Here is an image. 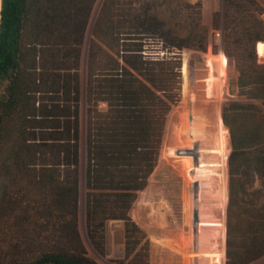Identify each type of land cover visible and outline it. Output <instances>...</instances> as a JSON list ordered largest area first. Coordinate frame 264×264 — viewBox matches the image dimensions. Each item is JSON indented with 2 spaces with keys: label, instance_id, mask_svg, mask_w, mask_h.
I'll return each instance as SVG.
<instances>
[{
  "label": "trees",
  "instance_id": "trees-1",
  "mask_svg": "<svg viewBox=\"0 0 264 264\" xmlns=\"http://www.w3.org/2000/svg\"><path fill=\"white\" fill-rule=\"evenodd\" d=\"M95 1L1 0L0 169L9 180L0 199V264H97L77 230L78 67ZM223 1L224 50L235 61L238 87L264 99V64L255 50L264 42L262 9L255 0ZM200 7L180 1L174 10L183 37L166 27L150 0H104L92 28L86 229L104 253L106 223L122 221L128 264L155 259L152 241L129 212L160 165L171 105L203 75L204 58L182 57L186 49L206 50ZM98 103L107 110L98 111ZM221 120L228 128L223 125L226 176L231 151L228 219L239 218L248 257L238 264H246L264 255V113L232 103ZM155 179L177 189L180 204L181 180L165 169ZM227 255L233 258L230 250Z\"/></svg>",
  "mask_w": 264,
  "mask_h": 264
},
{
  "label": "rangeland",
  "instance_id": "rangeland-1",
  "mask_svg": "<svg viewBox=\"0 0 264 264\" xmlns=\"http://www.w3.org/2000/svg\"><path fill=\"white\" fill-rule=\"evenodd\" d=\"M150 1L154 4V13L158 18L180 37L185 33L177 27L180 20L174 10L180 1L200 3V16L208 29L207 46L204 52L192 49L183 51V58L195 55L201 58V61L205 59L203 75L186 96L182 95L178 103L171 105L160 165L145 190L138 194L129 215L152 241L155 259L151 264H188L190 257L193 259L191 264H238L248 256L237 228L240 225L237 214L230 219V223L228 219V158L231 151L227 158L226 176L224 154L227 147L224 145L221 113L224 107L232 103L250 104L264 113V99L251 97L238 87L239 73L235 61L224 50L223 0ZM255 1L262 9L258 18L264 22V0ZM103 2L104 0L94 2L80 50L78 67L77 230L89 259L97 264H128L130 258H126L124 254L123 222L106 223L105 252L100 253L88 237L85 220L86 137L88 111L91 108L86 94L87 57L89 44L93 39L92 28ZM255 50L258 64H264V55H261L257 48ZM96 109L104 112L107 105L98 103ZM192 128H195V133L193 140L189 142V130ZM60 168L58 174L61 179L65 176V171L63 167ZM161 169L168 170L181 180V191L178 189L181 193L180 204L177 189L165 188L155 179ZM8 180L0 169V199ZM253 188H258V184L255 183ZM176 205H179L178 210H175ZM228 239L231 241L230 248ZM228 250L232 252L231 259L228 258ZM246 264H264V255Z\"/></svg>",
  "mask_w": 264,
  "mask_h": 264
},
{
  "label": "bare ground",
  "instance_id": "bare-ground-1",
  "mask_svg": "<svg viewBox=\"0 0 264 264\" xmlns=\"http://www.w3.org/2000/svg\"><path fill=\"white\" fill-rule=\"evenodd\" d=\"M256 48H257V51L261 54V55H264V43L263 42H259L257 43L256 45ZM192 111V110H191ZM190 111V112H191ZM196 118V113L194 112V119ZM189 136H188V139H192L193 140V136H194V133H195V128H192L189 130ZM167 149V148H166Z\"/></svg>",
  "mask_w": 264,
  "mask_h": 264
},
{
  "label": "water",
  "instance_id": "water-1",
  "mask_svg": "<svg viewBox=\"0 0 264 264\" xmlns=\"http://www.w3.org/2000/svg\"><path fill=\"white\" fill-rule=\"evenodd\" d=\"M0 8H1V0H0Z\"/></svg>",
  "mask_w": 264,
  "mask_h": 264
},
{
  "label": "crops",
  "instance_id": "crops-1",
  "mask_svg": "<svg viewBox=\"0 0 264 264\" xmlns=\"http://www.w3.org/2000/svg\"><path fill=\"white\" fill-rule=\"evenodd\" d=\"M85 82H86V80H85Z\"/></svg>",
  "mask_w": 264,
  "mask_h": 264
}]
</instances>
